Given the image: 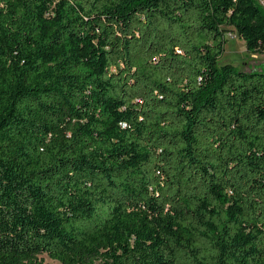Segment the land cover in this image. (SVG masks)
I'll list each match as a JSON object with an SVG mask.
<instances>
[{
	"label": "trees",
	"instance_id": "1",
	"mask_svg": "<svg viewBox=\"0 0 264 264\" xmlns=\"http://www.w3.org/2000/svg\"><path fill=\"white\" fill-rule=\"evenodd\" d=\"M230 29L264 53L257 0H0V264H264Z\"/></svg>",
	"mask_w": 264,
	"mask_h": 264
},
{
	"label": "rangeland",
	"instance_id": "2",
	"mask_svg": "<svg viewBox=\"0 0 264 264\" xmlns=\"http://www.w3.org/2000/svg\"><path fill=\"white\" fill-rule=\"evenodd\" d=\"M264 9V0H257ZM227 44L223 57L219 61V65L233 64L237 68L251 71L264 70V53L251 54L247 51L246 42L242 40L237 33L230 29L227 32ZM40 258L46 262L56 263L48 255H40Z\"/></svg>",
	"mask_w": 264,
	"mask_h": 264
}]
</instances>
